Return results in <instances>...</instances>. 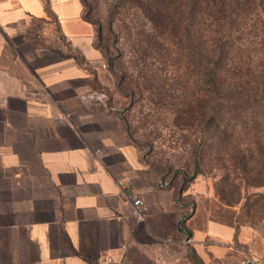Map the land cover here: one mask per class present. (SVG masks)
Listing matches in <instances>:
<instances>
[{
	"label": "crops",
	"instance_id": "obj_1",
	"mask_svg": "<svg viewBox=\"0 0 264 264\" xmlns=\"http://www.w3.org/2000/svg\"><path fill=\"white\" fill-rule=\"evenodd\" d=\"M96 36L81 0H0V264H162L171 238L233 261L235 229H199L200 191L166 182L95 89Z\"/></svg>",
	"mask_w": 264,
	"mask_h": 264
},
{
	"label": "rangeland",
	"instance_id": "obj_2",
	"mask_svg": "<svg viewBox=\"0 0 264 264\" xmlns=\"http://www.w3.org/2000/svg\"><path fill=\"white\" fill-rule=\"evenodd\" d=\"M86 4L90 19L102 26L100 42L114 65L110 70L106 63L95 89L119 112L130 141L166 182L177 179L200 191L194 222L199 229L209 214L235 229L234 260L264 259V109L246 108L239 126L221 113L215 127L211 94L201 97L196 69L184 58L177 35L153 36L142 7L132 0ZM161 256L162 264L229 263L200 260L190 242L175 238Z\"/></svg>",
	"mask_w": 264,
	"mask_h": 264
},
{
	"label": "trees",
	"instance_id": "obj_3",
	"mask_svg": "<svg viewBox=\"0 0 264 264\" xmlns=\"http://www.w3.org/2000/svg\"><path fill=\"white\" fill-rule=\"evenodd\" d=\"M132 1L142 7L153 36L179 37L177 45L196 69L201 97L208 92L215 104L211 124L218 127L224 113L239 126L246 108L264 109V0ZM81 2L85 20L96 28L95 45L112 70L113 61L100 42L102 26L85 11L86 0Z\"/></svg>",
	"mask_w": 264,
	"mask_h": 264
},
{
	"label": "built area",
	"instance_id": "obj_4",
	"mask_svg": "<svg viewBox=\"0 0 264 264\" xmlns=\"http://www.w3.org/2000/svg\"><path fill=\"white\" fill-rule=\"evenodd\" d=\"M121 189H123V192L126 193L127 199L135 212L136 218H143L147 208L140 196L127 192V185H121ZM189 242L190 239L187 238L185 240V244H188ZM227 264H264V259L254 255H244L241 258L235 259Z\"/></svg>",
	"mask_w": 264,
	"mask_h": 264
}]
</instances>
